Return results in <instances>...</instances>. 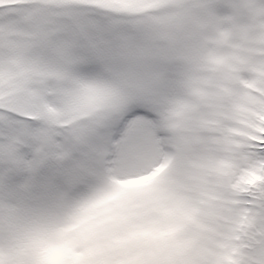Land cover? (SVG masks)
Returning a JSON list of instances; mask_svg holds the SVG:
<instances>
[{"label": "snow or ice", "instance_id": "obj_1", "mask_svg": "<svg viewBox=\"0 0 264 264\" xmlns=\"http://www.w3.org/2000/svg\"><path fill=\"white\" fill-rule=\"evenodd\" d=\"M0 264H264V0H0Z\"/></svg>", "mask_w": 264, "mask_h": 264}]
</instances>
